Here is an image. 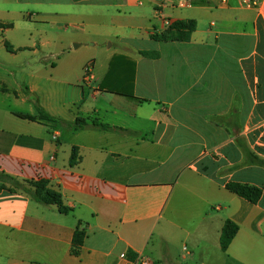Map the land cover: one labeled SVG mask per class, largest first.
Wrapping results in <instances>:
<instances>
[{"label": "crops", "instance_id": "crops-1", "mask_svg": "<svg viewBox=\"0 0 264 264\" xmlns=\"http://www.w3.org/2000/svg\"><path fill=\"white\" fill-rule=\"evenodd\" d=\"M186 1L0 0V175L70 209L0 177V264H264V0ZM187 20L189 41L154 38Z\"/></svg>", "mask_w": 264, "mask_h": 264}, {"label": "trees", "instance_id": "trees-1", "mask_svg": "<svg viewBox=\"0 0 264 264\" xmlns=\"http://www.w3.org/2000/svg\"><path fill=\"white\" fill-rule=\"evenodd\" d=\"M197 29V23L196 21L193 20H187V21H177L170 23L169 27L162 32L161 34L155 36L154 38L157 41H164V42H187L191 39L192 34L196 31ZM145 56H152L147 53H143ZM119 60L120 58L114 59L115 61ZM115 73L116 72V66L115 64L110 68L109 74ZM124 72H126L124 70ZM127 72H130V69H127ZM108 74V77H109ZM124 75H126L124 73ZM108 81L104 82V86L107 87ZM118 93H123L126 94L125 91L121 90H115ZM131 97V92L128 95ZM40 118L45 121H51L53 122L54 120L44 114L41 110L39 111ZM29 120H34L31 117H24ZM67 126L73 130H82L85 128H88L91 126V124L87 123L84 120L78 119L75 123L73 124H67ZM92 126L95 128H98L100 130L104 131H120V132H125L127 134H133L129 131L125 130H119V129H114L108 125L102 124V123H97L93 122ZM77 154L74 151L72 159H71V164L74 165L77 161L76 158ZM260 164L264 166V160L260 161ZM1 178H4L5 180L9 181L13 186L14 190H21L25 192L26 194L30 195V197L37 202L38 204L41 205H56L59 207L60 212L67 214L70 212V209L66 208L63 206L62 202V195L58 191L52 189L50 187V184L47 181H37V182H24L21 183L17 181L16 179L7 176V175H0ZM2 189H6L5 187H1ZM227 190L230 191L233 194L238 195L239 197L247 200L248 202L252 204H257L260 199L262 198V190L260 188L254 187V186H249V185H241V184H236V183H230L227 185ZM10 191H13L11 189ZM238 226L231 222L227 221L225 223V226L222 231V236L220 240L221 248L225 252L228 250L230 244L232 243L233 239L238 233ZM86 238V233L85 231L81 230L80 227L77 228L74 234L73 242H72V254L77 256L80 252L81 247L83 246L84 240Z\"/></svg>", "mask_w": 264, "mask_h": 264}, {"label": "built area", "instance_id": "built-area-1", "mask_svg": "<svg viewBox=\"0 0 264 264\" xmlns=\"http://www.w3.org/2000/svg\"><path fill=\"white\" fill-rule=\"evenodd\" d=\"M164 3L165 2H169L171 1L173 3V6L177 7V8H185L187 6L190 5V3L186 0H162ZM240 1V5L244 8H248V9H255L260 5V0H239ZM223 4L227 3V0H222ZM93 69V65L92 63H89L86 66V74L89 75L91 74ZM141 264H150L149 261H142Z\"/></svg>", "mask_w": 264, "mask_h": 264}, {"label": "rangeland", "instance_id": "rangeland-1", "mask_svg": "<svg viewBox=\"0 0 264 264\" xmlns=\"http://www.w3.org/2000/svg\"><path fill=\"white\" fill-rule=\"evenodd\" d=\"M45 6V8H43V10H45L46 9V5H44ZM46 10H49V9H46ZM53 10H55V9H52V11ZM63 23V22H62ZM64 24V23H63ZM62 24V25H63ZM64 26V25H63ZM85 44H87V43H85ZM86 51H88L87 52V55H88V53H91L90 51H93L91 48H89V46L87 47L86 45H84L80 50H79V54H84V53H86Z\"/></svg>", "mask_w": 264, "mask_h": 264}]
</instances>
